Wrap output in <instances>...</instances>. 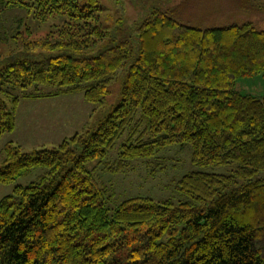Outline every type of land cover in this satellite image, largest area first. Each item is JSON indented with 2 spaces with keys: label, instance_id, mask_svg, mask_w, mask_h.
I'll return each mask as SVG.
<instances>
[{
  "label": "trees",
  "instance_id": "trees-1",
  "mask_svg": "<svg viewBox=\"0 0 264 264\" xmlns=\"http://www.w3.org/2000/svg\"><path fill=\"white\" fill-rule=\"evenodd\" d=\"M247 2L241 8L253 10ZM189 5L156 9L133 36L78 59L67 52L109 38L99 0H0L3 11L26 9L43 23L68 17L30 43L56 55L0 67V138L15 130L22 99L82 93L103 106L119 69L133 62L120 101L94 129L32 153L5 145L0 185L37 168L46 173L0 202V264H264V180H253L264 173V96L234 89L264 76V29L253 22L191 27L177 20ZM121 138L119 157L104 172H124L174 146H190L198 168L237 169L184 175L182 201L133 197L111 212L109 188L86 165L105 160Z\"/></svg>",
  "mask_w": 264,
  "mask_h": 264
},
{
  "label": "rangeland",
  "instance_id": "rangeland-1",
  "mask_svg": "<svg viewBox=\"0 0 264 264\" xmlns=\"http://www.w3.org/2000/svg\"><path fill=\"white\" fill-rule=\"evenodd\" d=\"M79 1L81 4L86 2V0ZM183 1L185 0H99V4L103 8L100 14L101 24L103 29L109 33V38L99 42L91 49L67 53L78 59L98 56L104 47L108 46L109 41L119 40L123 34L133 36L131 34L133 27L150 17L154 10H166L178 6ZM188 1L190 2L189 7L185 11L183 10L177 19L182 24L206 29L234 23L253 22L258 28L264 29V0H248V5L254 8L251 11L241 8L243 0ZM66 21H68V17L57 16L43 23L37 20L33 14L28 13L26 9L3 11V8L0 7V67L16 60L43 59L50 55H56V53L42 52L38 48L31 49L30 43L46 39ZM132 63V61H128L125 66L119 69L110 85L111 95L103 106H95L86 102L82 93L55 97L58 99L53 98L54 100L49 98V100L22 99L16 114L19 121L18 126L25 124L27 130L25 129L20 135L14 130L15 132L5 134L0 138V163L5 159V145L10 141L20 146L25 153L58 147L63 140H56L61 135L57 129L43 127L38 132L36 129L40 122L45 120L48 115H52L57 108L62 115L72 120L70 131H66L68 127L65 129V135L69 133L68 138L85 129H94L98 121L107 117L120 101V90ZM234 89L244 95L261 98L264 96V76L258 75L241 79L236 83ZM43 90L51 91L50 89ZM20 116L24 117L25 122L21 121ZM29 133L33 135H29ZM125 141V138L118 140L105 160H94L86 165V169L93 172L109 188L106 205L111 212L124 201L133 197H148L156 201H182L185 198L177 189V183L184 175L199 171L230 175L237 169L236 164L218 168H198L192 163L190 146L184 148L174 146L152 160L130 162L124 172L117 174L104 172V164L112 163L118 159ZM44 173H46V169L37 168L18 179L14 184L0 185V202L5 197L13 195L15 187H26L37 181ZM261 179L264 180V173H258L253 178V180ZM242 184L243 182L239 181L236 187Z\"/></svg>",
  "mask_w": 264,
  "mask_h": 264
},
{
  "label": "crops",
  "instance_id": "crops-1",
  "mask_svg": "<svg viewBox=\"0 0 264 264\" xmlns=\"http://www.w3.org/2000/svg\"><path fill=\"white\" fill-rule=\"evenodd\" d=\"M63 97V96H62ZM54 100L53 98H49ZM47 98V100H49ZM58 99V98H55ZM28 100H33V99H28ZM45 100V99H42ZM21 121H24V117L20 116ZM25 122V121H24ZM46 122L47 124L44 125L43 123ZM19 121H18V116L16 114V127H15V133H17L18 135H20L22 132H24V130L27 128L25 127V124H22L21 126H18ZM72 125V120L70 118H66L65 115H62L59 108H57L56 110L53 111L52 115H48L47 118L45 120H42L39 124V126L36 128L37 132L40 131L43 127H47V128H52V129H57L61 135L58 137L59 139L56 138V140H65L68 138V134L65 135V129L66 131H70ZM29 135H33L32 133H29ZM13 142V141H10Z\"/></svg>",
  "mask_w": 264,
  "mask_h": 264
}]
</instances>
